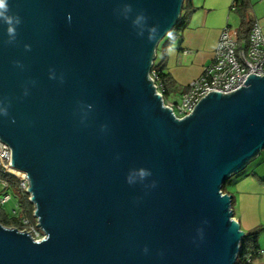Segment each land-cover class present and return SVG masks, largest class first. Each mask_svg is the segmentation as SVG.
<instances>
[{
	"label": "water",
	"instance_id": "95a60500",
	"mask_svg": "<svg viewBox=\"0 0 264 264\" xmlns=\"http://www.w3.org/2000/svg\"><path fill=\"white\" fill-rule=\"evenodd\" d=\"M184 4L9 0L22 22L9 43L0 20V140L46 238L0 223V264L237 263L245 233L222 187L264 151V77L175 117L150 74Z\"/></svg>",
	"mask_w": 264,
	"mask_h": 264
},
{
	"label": "crops",
	"instance_id": "0c3cea01",
	"mask_svg": "<svg viewBox=\"0 0 264 264\" xmlns=\"http://www.w3.org/2000/svg\"><path fill=\"white\" fill-rule=\"evenodd\" d=\"M247 1L251 8L256 0ZM234 3L235 0H189L183 33L163 45L161 52L158 48L156 54V62L159 60L165 64L177 90L185 89L210 65L221 34L228 26L238 30L242 28L243 18L233 8ZM255 17L264 28V14H255ZM256 174L259 178L253 173L237 175L228 185V191L233 198L234 217L239 219L241 230L246 234L262 229L259 245L264 252V184L258 180L264 177ZM253 264H264V253Z\"/></svg>",
	"mask_w": 264,
	"mask_h": 264
},
{
	"label": "built area",
	"instance_id": "2783aa9c",
	"mask_svg": "<svg viewBox=\"0 0 264 264\" xmlns=\"http://www.w3.org/2000/svg\"><path fill=\"white\" fill-rule=\"evenodd\" d=\"M254 74L264 77V28L258 21L254 22L248 38L242 44L238 29L228 26L222 32L210 65L203 70L198 79L184 89L179 103L165 101V91L156 70L152 69L150 79L154 82L157 93L163 98L165 106L173 111L175 117L183 119L191 115L200 101L210 93L235 92L245 85L250 75ZM12 157L10 147L0 140V184L5 191L0 198V204L3 207L12 200L11 193L8 192L10 182L7 177L9 176L18 180L21 190L28 194L29 201L32 203L28 193V177L13 172L16 169L11 165ZM33 218L34 221L23 218V228L19 231L28 233L35 242H41L46 235L37 226L39 222L35 217V207Z\"/></svg>",
	"mask_w": 264,
	"mask_h": 264
},
{
	"label": "trees",
	"instance_id": "16d2710c",
	"mask_svg": "<svg viewBox=\"0 0 264 264\" xmlns=\"http://www.w3.org/2000/svg\"><path fill=\"white\" fill-rule=\"evenodd\" d=\"M188 3H189V0H185L181 18L172 32V38L169 41H167L164 45L169 44L175 38H177L178 36H181L184 29L186 28L187 17H188L187 14L189 10ZM233 8L236 9L237 13H239L241 17L243 18V26L241 29H239V35H240V40L242 44V42L248 38L250 29L252 25L254 24V22H256L257 20L251 21L247 18V14L250 9V5L247 0H235ZM153 70H156L159 81L163 85V88L165 91V94H164L165 101H168V96L170 95H175V96L179 95L181 97L182 93L184 92V89L177 90L174 87L173 80L171 76L169 75V73H167L164 63L157 64L155 62L153 66ZM244 172L245 171L241 172L240 174H238V176L243 174ZM252 173H253V176L257 177L256 175L258 174H256L255 171ZM7 179L10 182V190L8 192L10 193L12 192L14 194L16 198V207H14L12 214L8 215L3 210V206H1L0 204V223L5 228L22 230L23 228L22 219L23 218H30L32 221H34V218H33L34 206L32 203H30L28 194H26L25 192L21 190L18 180L12 176L7 177ZM231 180L222 187V192L224 194L229 195L228 185L230 184ZM258 180L260 181V183L264 184V179H258ZM4 192L5 191L2 189L1 184H0V198L3 196ZM261 232H262V229H257L255 231L245 234L241 242L240 253H239L236 264H253L254 260L258 256L264 253L260 249V245H259V237H260Z\"/></svg>",
	"mask_w": 264,
	"mask_h": 264
},
{
	"label": "clouds",
	"instance_id": "9594fccd",
	"mask_svg": "<svg viewBox=\"0 0 264 264\" xmlns=\"http://www.w3.org/2000/svg\"><path fill=\"white\" fill-rule=\"evenodd\" d=\"M10 5L9 0H0V20L8 25L7 27V34L9 36V43L15 41L17 36V26L21 24V17L18 14H10ZM121 14L124 16L125 19L129 18V14L132 13L133 9L131 4H125L123 8L120 10ZM69 20H71V14L68 16ZM133 25L138 29L137 34L139 36H143L145 30L148 32V39L150 41H154L158 35V27L157 26H148L147 24V17L143 14V12L136 15L135 19L133 20ZM166 35L169 38H172V30L169 29L166 31ZM25 48L30 50V45H25ZM51 78H55V75L52 74ZM27 94V92L25 93ZM4 115H7V108L2 110ZM138 171L141 177V180L148 177L151 173L149 170L140 168ZM128 182L131 184L132 182L128 178ZM147 251V249H145Z\"/></svg>",
	"mask_w": 264,
	"mask_h": 264
},
{
	"label": "rangeland",
	"instance_id": "374dc122",
	"mask_svg": "<svg viewBox=\"0 0 264 264\" xmlns=\"http://www.w3.org/2000/svg\"><path fill=\"white\" fill-rule=\"evenodd\" d=\"M252 1H254V0H252ZM251 5L252 6L248 11V17H249V20L254 21L256 19L255 14L256 15L257 14L258 15L264 14V0H256L254 3L252 2ZM169 40H170L169 36H167L166 38H164L162 40V42L160 43V45L158 47L160 52L163 49V45ZM155 62H156V60H155ZM156 63L159 64V60H157ZM168 101L173 102L175 104L179 103L180 102V96L179 95H176V96L170 95V96H168ZM253 171L259 173L260 175H262L264 177V152L258 158H256L253 162L250 163V165L247 167V170H245L244 173L250 174ZM13 172L17 175L22 176L20 173H18L15 170H13ZM236 177L237 176H234L231 181L236 179ZM11 196H12V200L3 207V210L8 215H11L14 207H16V198L12 192H11Z\"/></svg>",
	"mask_w": 264,
	"mask_h": 264
},
{
	"label": "bare ground",
	"instance_id": "6f19581e",
	"mask_svg": "<svg viewBox=\"0 0 264 264\" xmlns=\"http://www.w3.org/2000/svg\"><path fill=\"white\" fill-rule=\"evenodd\" d=\"M15 171H17V170H15ZM18 173H20L22 176H25L26 174H24V173H22V172H20V171H17Z\"/></svg>",
	"mask_w": 264,
	"mask_h": 264
}]
</instances>
